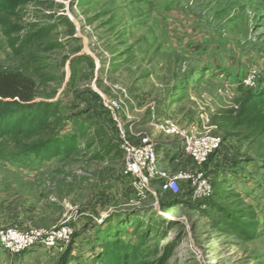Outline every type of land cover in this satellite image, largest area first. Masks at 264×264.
<instances>
[{"label":"rangeland","instance_id":"1","mask_svg":"<svg viewBox=\"0 0 264 264\" xmlns=\"http://www.w3.org/2000/svg\"><path fill=\"white\" fill-rule=\"evenodd\" d=\"M11 20L21 30L0 20V67L32 77L62 124L40 147L0 137V264H124L134 251L142 264H264V135L235 126L243 92L264 99V0H33ZM173 125L222 146L198 164ZM124 139L154 144L163 177L202 173L214 195L155 180L141 197ZM9 233L38 243L7 248Z\"/></svg>","mask_w":264,"mask_h":264},{"label":"trees","instance_id":"2","mask_svg":"<svg viewBox=\"0 0 264 264\" xmlns=\"http://www.w3.org/2000/svg\"><path fill=\"white\" fill-rule=\"evenodd\" d=\"M0 10V20L8 35L20 32L18 23L11 17L20 18L23 11L33 0H10ZM14 3V4H13ZM235 126H246L254 135H264V99L252 91L243 92L237 101ZM62 124L59 104L37 101L36 81L19 71L6 70L0 67V137L11 134L31 140L42 137L37 146L47 145L56 137V130ZM37 148V147H35ZM215 191H213L214 195ZM216 195V194H215ZM246 217H251L246 214ZM244 229L249 234L255 231L250 221L245 222ZM253 235H250V238ZM119 256L124 264H142L138 257L140 252H128Z\"/></svg>","mask_w":264,"mask_h":264},{"label":"built area","instance_id":"3","mask_svg":"<svg viewBox=\"0 0 264 264\" xmlns=\"http://www.w3.org/2000/svg\"><path fill=\"white\" fill-rule=\"evenodd\" d=\"M258 85L254 81L250 83L251 88L257 89ZM169 131L180 138L185 153L198 164L206 163L221 148L223 143L221 136L211 131L203 132L199 127L186 128L173 125ZM121 147L124 152L125 173L133 181L134 189L136 188V192L141 197L144 196L146 191H150L151 183L155 180H162L161 187L163 191L174 193L179 192L181 181L191 182L194 188L192 196L194 199L200 198L201 202L213 195V185L204 178L202 173H178L173 176L164 174V178L159 166L161 155L157 153L154 144L149 142L134 144L124 139ZM188 197L183 196L182 198ZM62 236H52L46 240V243L50 246L57 245L59 238ZM6 240L7 248L15 243L16 248L22 250L37 244L38 235L9 233Z\"/></svg>","mask_w":264,"mask_h":264}]
</instances>
